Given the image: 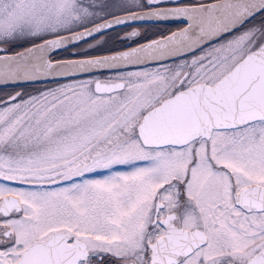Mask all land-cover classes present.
Wrapping results in <instances>:
<instances>
[{
	"label": "snow or ice",
	"instance_id": "obj_1",
	"mask_svg": "<svg viewBox=\"0 0 264 264\" xmlns=\"http://www.w3.org/2000/svg\"><path fill=\"white\" fill-rule=\"evenodd\" d=\"M9 88L0 264H264V0H0Z\"/></svg>",
	"mask_w": 264,
	"mask_h": 264
},
{
	"label": "flooded vegetation",
	"instance_id": "obj_2",
	"mask_svg": "<svg viewBox=\"0 0 264 264\" xmlns=\"http://www.w3.org/2000/svg\"><path fill=\"white\" fill-rule=\"evenodd\" d=\"M175 27H176V25H159V26L142 25L141 26V31L144 34L150 35L151 33L156 32L158 30L159 31H169V30H173ZM128 30L129 29H123L122 31H128ZM72 51H73L72 49H69L68 52L61 53V55L64 56V57L71 58ZM45 86H51V85L32 84V85H28L27 88H26V90L32 91L35 88H42V87H45ZM10 91H12V89H10V88L9 89H0V96L4 95V94H6L7 92H10Z\"/></svg>",
	"mask_w": 264,
	"mask_h": 264
},
{
	"label": "water",
	"instance_id": "obj_3",
	"mask_svg": "<svg viewBox=\"0 0 264 264\" xmlns=\"http://www.w3.org/2000/svg\"><path fill=\"white\" fill-rule=\"evenodd\" d=\"M30 85H32V84H30Z\"/></svg>",
	"mask_w": 264,
	"mask_h": 264
}]
</instances>
